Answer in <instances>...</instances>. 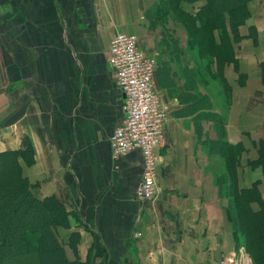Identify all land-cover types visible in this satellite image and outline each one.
<instances>
[{
    "label": "crops",
    "instance_id": "crops-1",
    "mask_svg": "<svg viewBox=\"0 0 264 264\" xmlns=\"http://www.w3.org/2000/svg\"><path fill=\"white\" fill-rule=\"evenodd\" d=\"M203 3L0 0V151L23 148L24 136L35 158L24 175L39 181L33 195L71 197L76 217L57 228L68 259L226 264L234 256L227 200L217 184L229 144L244 148L239 185L261 179L250 161L264 143V0L248 1L233 56L221 62L211 44L198 41L195 12ZM120 31L136 34L156 58L155 91L168 106L157 194L147 201L136 194L140 150L114 158L109 142L125 115L108 60ZM74 231L77 254L67 244Z\"/></svg>",
    "mask_w": 264,
    "mask_h": 264
},
{
    "label": "trees",
    "instance_id": "trees-1",
    "mask_svg": "<svg viewBox=\"0 0 264 264\" xmlns=\"http://www.w3.org/2000/svg\"><path fill=\"white\" fill-rule=\"evenodd\" d=\"M248 1L204 0L196 9L195 20L199 21L202 31L198 41L202 48H209L211 44L216 50L212 53L219 62L233 56L232 44L239 38L238 27L249 18ZM168 10L164 14H169ZM243 150L240 144L223 146L221 153L225 156L226 172L218 176L217 187L220 197L227 200L225 209L232 226L234 245L243 246L253 264H264L261 179L247 187L239 185L236 172ZM260 150L259 147L258 158L250 161L251 166L263 159ZM21 158L27 163L33 162L30 143L23 148L0 151V264L8 259H14L12 264H19V259L27 254H35L30 256L27 264H90L78 257L67 258L65 243L59 239L57 227L59 224L69 226L68 217L72 210H68L66 201L57 195L43 198L33 195L27 176L21 172ZM253 203L258 209L253 208ZM79 240V232L74 231L67 242L75 254Z\"/></svg>",
    "mask_w": 264,
    "mask_h": 264
},
{
    "label": "built area",
    "instance_id": "built-area-1",
    "mask_svg": "<svg viewBox=\"0 0 264 264\" xmlns=\"http://www.w3.org/2000/svg\"><path fill=\"white\" fill-rule=\"evenodd\" d=\"M108 60L123 96L125 113L109 139L111 153L116 158L131 150H140L143 171L136 194L141 201L152 200L157 194L159 177L158 148L168 119V106L155 91L157 60L140 48L136 34L123 31L111 38Z\"/></svg>",
    "mask_w": 264,
    "mask_h": 264
},
{
    "label": "rangeland",
    "instance_id": "rangeland-1",
    "mask_svg": "<svg viewBox=\"0 0 264 264\" xmlns=\"http://www.w3.org/2000/svg\"><path fill=\"white\" fill-rule=\"evenodd\" d=\"M21 143L23 144V145H27L28 143H27V140L24 138V136H22V139H21ZM260 147V154H261V156H262V158L263 159H261L260 160V162H258L257 164H255V166H252V168H258V169H260L261 170V182H263V185H262V187H264V180L262 179L263 178V163H264V143L262 142V141H260L259 142V144H258V148ZM33 154H34V149H33ZM258 156H259V152H258ZM258 158V157H257ZM256 158V159H257ZM35 163V158H34V160H33V162L32 163H27L24 159H22L21 158V165H22V169H21V172L24 174V172L26 171V169H31V168H33V164ZM34 170H35V166H34ZM238 172V171H237ZM237 172H236V174H237ZM238 178V177H237ZM27 179H28V181H29V183H30V185H31V188H35V187H37L38 185H39V181L38 182H31L30 180V178H28L27 177ZM260 182V183H261ZM59 197H61V199H63L64 200V202H65V207L68 209V210H72V214H70L69 215V217H68V220H69V218H70V216L71 217H73L74 218V216L76 217V215H75V213H74V205H73V202H72V200H71V197L64 191V193L63 194H61ZM253 208L254 209H258V206H257V204L256 203H253ZM74 215V216H73ZM77 220V219H76ZM58 227H60L61 228V230L64 228V226L63 225H61V224H59L58 225ZM57 227V228H58ZM235 246V250H234V256L232 257V259H229V260H227V262H226V264H253V262H252V259H251V257H250V255L248 254V253H246V251H245V249H244V247L243 246H240V247H236V245H234ZM31 255H34L35 256V254H27L26 256H24L23 258L21 257L20 259H19V264H27V260L29 259V258H31L30 256ZM88 260V259H87ZM86 260V261H87ZM13 261H14V259H8V260H6V261H4L3 263L4 264H12L13 263ZM34 264H37V262L36 263H34Z\"/></svg>",
    "mask_w": 264,
    "mask_h": 264
}]
</instances>
